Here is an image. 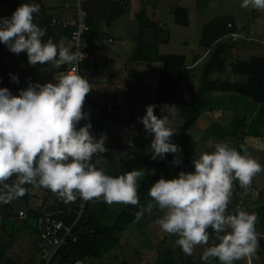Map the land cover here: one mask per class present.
Wrapping results in <instances>:
<instances>
[{
    "label": "trees",
    "instance_id": "1",
    "mask_svg": "<svg viewBox=\"0 0 264 264\" xmlns=\"http://www.w3.org/2000/svg\"><path fill=\"white\" fill-rule=\"evenodd\" d=\"M46 1L0 0V18L15 22L17 29L13 35L22 37L19 51L15 45L9 58L0 52V117L5 124L16 123L32 134L65 123L64 105L58 102L55 116L39 123L19 119L17 107L32 104L34 98L41 102L37 87L54 81L56 72H66L74 62L76 51L70 30L53 25ZM257 2L211 0L198 8L181 5L172 12L173 24L188 29L191 33L188 44H196L204 55L193 68L185 67L186 57L182 52L160 53L161 47L171 44L172 35L152 22L145 8L138 10L135 35L131 39H118L125 49H106L113 53L107 86L120 85L128 73H143V89L152 88L150 115L141 113L140 99L119 105L115 94L109 91L101 95L99 104L98 97L87 87L92 82V57L89 55L79 64V80L88 112L82 96L76 93L78 86L67 94L63 92L62 99L75 96L79 103L69 112L72 117L69 124L83 137L80 145L86 148L84 155L74 160L60 157L53 165L42 159L34 161L31 167L19 163L26 165L25 170L12 161L3 166L0 175H6L0 183L12 193L16 189L26 192L32 185L40 186L48 181H64L65 193L54 191L55 196L47 197L41 211L60 208L69 212L68 225L77 219L83 202L84 189L79 187L82 181L76 179L73 167L78 162L85 165L88 158L90 169L107 175L105 179L93 180V187L88 189L90 199L84 203L72 229L76 240L68 238L52 264L102 260L119 245L118 235L132 224L135 228L128 235L136 242L133 245L125 242L123 247L129 248L123 255L125 264L133 257L137 264H183L178 258L182 251L191 255L188 264H222L220 250L232 252L234 264L264 261V245H259L264 243L259 239L264 233V151L254 150L245 143L248 137L264 138V5L258 6ZM65 3L66 7L61 6V22L73 19L76 12L75 0ZM128 6L129 1L126 7L110 2L106 9L111 7L110 13L104 17L86 11L90 29L82 37L83 48L86 51L91 47L105 49L107 40L102 23L112 22ZM154 62H161L163 70L156 77H150L149 67ZM140 64L145 69H140ZM225 76L229 82L224 81ZM178 83H183L188 91L187 101H175ZM177 102L185 105L184 119L171 126L168 115ZM109 106L121 112L122 122L138 124L137 138L131 145L123 146L115 138L102 140L94 136L107 132L109 123L105 115ZM215 113L221 114L219 120L214 118ZM202 121L207 122L204 132ZM153 122H167L168 132L152 133ZM202 168L209 175L199 181L196 175ZM247 178L252 188L246 189L248 196L243 207L219 216V206L212 208L220 195L223 193L224 200L235 204L236 192ZM113 182L118 185L115 193L111 192ZM253 188L258 190L255 203L250 199ZM12 193L0 198L3 220L17 221L18 213L27 210V198L16 204ZM184 207L188 213L178 219ZM28 214L38 216L33 211ZM192 220L195 221L193 229L187 231ZM25 221V228L32 229L36 235L37 230L28 227ZM22 231L21 228L17 233ZM162 231L167 234L158 241L157 234ZM193 231L199 238L192 244L188 239ZM17 233L9 239L17 236L21 239ZM37 239L7 243L8 249L12 244L25 243V251L18 252V256L28 259L22 263L16 254L15 258L2 250L0 264H31ZM117 262L115 258L113 264Z\"/></svg>",
    "mask_w": 264,
    "mask_h": 264
},
{
    "label": "crops",
    "instance_id": "2",
    "mask_svg": "<svg viewBox=\"0 0 264 264\" xmlns=\"http://www.w3.org/2000/svg\"><path fill=\"white\" fill-rule=\"evenodd\" d=\"M66 0H47L46 2L49 3L47 6L49 13L48 15L52 19H60L61 18V9L63 7H66L67 4L65 3ZM129 6L125 13H123L121 16L116 18L110 23H102V31L105 34V39L107 40V43L104 42V48L105 49H99L97 47H91L90 51H87L88 54L92 57L94 67H93V76H92V82L88 84V90L91 92V94L95 97H98V100L101 99V95L105 94L107 91L111 92V94H115V100L119 103V105L126 104L128 100L132 99H140L141 102V113L143 115H150L152 111V88H145L144 87V77L145 75L143 73H128L125 75V79L121 80L120 85L116 86L115 88H108L107 82L109 80V73L110 68L112 65L113 60V53L106 50L107 48H114L115 50H124L125 46H123L121 43H118L119 37L126 39H131L137 29V23H136V14L138 10L143 7L145 8L147 15L149 19L157 23L159 28L167 33H170L173 37V41L171 42V46H173V49L176 53H184L186 60H185V67L186 68H193L196 66L203 58V54L198 51V46L195 45H189L191 41L190 37V31L186 28H184L181 25H175L172 22L171 14L174 12L179 6L181 5H187L188 8H198L208 3V1L211 0H128ZM108 3L110 2L105 0H91L86 1V9L85 11H94L97 16H108L111 10V7L107 9ZM134 3V4H132ZM258 6L264 5V2L258 0L257 2ZM106 13V14H105ZM105 14V15H104ZM17 29V25L15 22L8 20L6 18H0V52L2 56L9 58L12 55V51L15 45H17V49L19 51L21 46V39L22 37H14V33ZM111 39V41H109ZM167 47H161L160 53L161 54H168V53H175V52H169L165 51ZM140 69H145L143 64H140ZM138 67V66H137ZM163 70V64L161 62H154L149 67L150 77H156L161 71ZM54 81L49 82L47 85H42L37 87V92L39 94V99L42 101L38 103L36 98H34V101L32 104L39 105V110L34 111L35 117H26L25 119H30L31 121L35 123L43 122L46 120H49L55 116V109L59 106L57 104L58 102L64 105V108L66 110V122L62 124H54L49 127H45V130L48 128L53 127L52 129H56L54 126H61L66 129V131L71 135L75 133L73 130V127L71 124H69L72 117L69 115L71 111L75 110V108L78 106L79 103L74 101L75 96H68V98L65 99H55L51 100L48 95V86L60 85L58 89H61L62 86L66 87V94L70 91H73L75 86H80V80L76 81L72 77H70L66 72L64 73H55L53 75ZM228 77L225 76L224 81H227ZM230 80V79H229ZM229 82V81H227ZM231 82V81H230ZM138 91V94L136 95L135 92ZM78 93V91H77ZM175 101H187L189 98V93L187 90H185L183 83H178L175 89ZM76 99V97H75ZM98 102V101H97ZM24 105V104H22ZM31 105V104H28ZM48 106H50V109L48 110ZM61 106V105H60ZM37 107V108H38ZM110 107V106H109ZM43 111H46L45 114ZM184 111H185V105L182 103L177 102L174 104L173 108L171 109L169 115H168V121L171 124V126H174L175 124L180 123L184 119ZM43 113V114H42ZM42 115V116H41ZM220 113H215L213 116L215 119H220ZM105 117L108 120L109 127L107 129V132L101 133V134H94L95 137H98V139H118L121 145H131L134 140L137 138L138 133V124L134 122H122V115L119 110H114L110 107L108 112L106 113ZM0 121H2V118L0 117ZM4 123V122H3ZM173 123V124H172ZM206 121H202V131L206 129ZM168 123L167 122H153L151 125V131L152 133H165L168 132ZM203 131V132H204ZM32 134V133H31ZM54 134V133H52ZM50 135V134H49ZM118 135V136H117ZM45 136L44 135V139ZM15 138H10L8 142L5 145H2L0 143V171H2L3 166H7V164H12V161L16 159H20L18 155L24 156V153H29L28 155L31 157L34 156L35 159H37V155L40 153L39 150H36L33 148V144L26 142H21L20 140H14ZM245 143L248 147L262 151L264 149V138H253L248 137L245 139ZM24 144V145H23ZM70 142L63 141L62 144H59V146L68 147ZM22 145V146H21ZM80 141L75 142L73 139L71 141V147H69V150H71V153H68L67 156H60L64 159H75L76 156L80 155V151H76L80 149ZM32 146V148H31ZM75 151V152H74ZM74 153V155H73ZM45 154V152L42 153V155ZM71 154V155H70ZM40 156L39 159H44V157ZM58 157V158H60ZM57 158V159H58ZM56 159V160H57ZM31 163V162H29ZM4 164V165H3ZM29 166L31 167L32 164ZM205 169V168H202ZM75 173V172H74ZM77 174V173H75ZM1 177V176H0ZM6 177V175L2 176ZM2 177L0 179H2ZM1 181V180H0ZM82 181V180H81ZM83 181L79 184V187H82ZM67 188V185L64 181L61 180H53L45 182L42 185H32L28 191H21L20 189L14 190L12 193L11 190H7L2 184L0 183V198L1 197H7L11 193L15 197V203L19 204L20 201L24 198H27L28 206L27 210H22L26 213H29V211H33L34 213L39 214L43 208L44 201L49 197L50 195L55 194L54 191H58L59 193H65ZM84 195V192H83ZM55 196V195H53ZM35 201V203L32 202ZM79 205V204H78ZM1 217V215H0ZM26 222V221H25ZM27 225V224H26ZM2 223H0V230L2 231V236L0 237V257L2 250L8 251L11 256L15 257V255L11 252L13 248L18 247V252L25 251L26 248L25 243L19 242L17 245H11V249L9 248V245H7V237L5 229L2 228ZM23 229L22 232L17 233V230ZM25 225L22 220H15L14 225V234L13 237L17 234H20L22 236L23 233H25ZM37 235V234H36ZM37 238V236H36ZM9 239V238H8ZM38 243V239H37ZM7 245V246H6ZM25 246V247H24ZM38 248V244H37ZM37 251V249L35 248ZM36 251L33 253L32 257H36ZM35 257H33L35 259ZM16 258V257H15ZM179 260L183 264H188L191 260V255L187 251H182L178 254ZM33 259V260H34ZM35 264V262H34Z\"/></svg>",
    "mask_w": 264,
    "mask_h": 264
},
{
    "label": "rangeland",
    "instance_id": "3",
    "mask_svg": "<svg viewBox=\"0 0 264 264\" xmlns=\"http://www.w3.org/2000/svg\"><path fill=\"white\" fill-rule=\"evenodd\" d=\"M86 1H91V0H83L82 1V8L86 9ZM76 4V3H75ZM74 4V5H75ZM134 4V3H132ZM167 48L165 49V51H169V52H175L173 49V46L169 45L166 46ZM58 87H60V85H58ZM58 87L56 85H51L48 86V95L49 98L51 100H55V99H61L63 96V92H66V87L67 86H62L61 89H58ZM80 87V86H79ZM78 90V89H77ZM80 88L78 90L79 94ZM74 101H75V105H76V101L77 99H75L74 97ZM38 103H40V101H38ZM78 103V101H77ZM19 105V104H18ZM17 105V106H18ZM39 105L36 104H31V105H19L17 107V115L19 119H24L26 117H35V113H33L34 111H38L39 110ZM38 107V108H37ZM50 109V106H48V110ZM46 111H43V113L45 114ZM42 113V114H43ZM42 116V115H41ZM56 129H52L48 128L42 132H38L36 134H31L29 133L25 128L23 127H19L17 126L16 123H12V124H5L3 122L0 121V143H2V145H5L8 140L10 138H15L14 140L17 141H21L23 142H27L26 143H30L31 145L33 144V148H35L36 150H39V154L37 155V159L34 158V156L31 155V157L28 155L29 153H24V156L18 155V157H20V159H16L14 160L13 163L16 164V166H18L21 170H25L26 165L25 164H19V163H26L27 165H31L34 161L38 160L40 158V156L42 155L43 152H45V154L42 155V157H44V159L47 161L48 164L53 165V163H55L56 159L60 156H67L69 155L68 153H71V150H69V147H71V141L74 139L75 142H79L82 141L83 137L80 136L78 134V132H75L73 134H69L65 128L61 127V126H54ZM54 133V134H52ZM50 134V135H49ZM101 134V133H99ZM44 135L46 139H44ZM68 141L70 142L69 146L66 147H61L59 146V144H62L63 141ZM206 143V142H205ZM24 145V144H23ZM22 146V145H21ZM80 149L76 150V151H80V154L84 155V148L82 145H79ZM125 146V145H123ZM129 146V145H127ZM32 148V146H31ZM32 148V149H33ZM264 151V149L262 150ZM75 152V151H74ZM71 155V154H70ZM74 155V153H73ZM85 157V156H83ZM17 161V163H16ZM22 161V162H21ZM31 162V163H29ZM231 162V161H230ZM1 164V163H0ZM85 169H86V164L82 166V163L78 162L76 166L73 167V170L75 173H77L76 179L79 180H84V173H85ZM3 171H0V175ZM209 175L208 170L207 169H200V171L197 173L196 178L199 181H202L203 179H205L207 176ZM231 172H230V176H231ZM83 184V183H82ZM83 186V185H82ZM93 187V185H92ZM117 182H113L112 186H111V192L115 193L117 191ZM257 195H258V190L253 188L251 193H250V199L252 203H255L257 201ZM84 198V196H83ZM221 199V195L219 197V200L215 203V205L213 206V208L219 203ZM33 203H35V201L32 200ZM212 208V209H213ZM236 210L235 208V204L231 203L229 200L227 199H223V201L220 203L219 207H218V211L217 214H219V216H222L230 211H234ZM188 213V209L186 207H184L178 214V219H181L182 217H184L186 214ZM178 221V220H177ZM193 221V220H192ZM191 223V221L189 222V224ZM195 223V222H194ZM193 225L188 228L187 226V231L193 229ZM135 224H132L130 226H128L124 232L120 233L118 235L119 238V245L108 251L102 260H91V259H86L85 261L81 262L80 264H92V263H96V264H113L115 261V258L118 259V264H125L126 259L123 257L124 253L127 252L129 250V248H124L123 246L125 245V242L128 241V245H133L136 241H133L131 236L128 235V233L134 229ZM167 231H162L161 234H157V239L158 241H160V239H164V237L166 236ZM159 235V236H158ZM2 236V231L0 230V237ZM152 236V233H151ZM28 238H36L35 233L33 232L32 229H25V233L22 234L21 239H28ZM199 238V234L196 231H193L190 233L188 242L196 243L197 239ZM7 239V242L11 243V242H18L21 239H19V237H15L12 240ZM156 243H159V242ZM179 241H177L178 243ZM13 245V244H12ZM15 245V244H14ZM17 245V244H16ZM37 249V248H36ZM36 251V250H35ZM34 251V252H35ZM11 252L15 255H17V257L21 260L22 263H24L27 259H24V257L18 256V251L16 248H13L11 250ZM37 253V251H36ZM154 254V253H152ZM35 257V256H33ZM31 257V264H34L35 260H33L34 258ZM219 257L222 261V264H234V255L232 252L229 251H222L220 250L219 252ZM112 259V260H111ZM132 259V258H131ZM154 259V256L152 255V260ZM34 261V262H33ZM28 262V261H27ZM137 260L135 262V257H133V259L128 263V264H137Z\"/></svg>",
    "mask_w": 264,
    "mask_h": 264
},
{
    "label": "built area",
    "instance_id": "4",
    "mask_svg": "<svg viewBox=\"0 0 264 264\" xmlns=\"http://www.w3.org/2000/svg\"><path fill=\"white\" fill-rule=\"evenodd\" d=\"M83 0H75L76 12L74 18L66 21L61 22L59 19H53V25H62L70 30V40L75 45V57L73 64L69 65L67 68L66 73L79 81V64L84 61L85 59L89 58L88 52L83 48L82 44V37L89 31L90 27L87 22L88 14L82 8ZM108 2H112L114 4H118L121 7H126L128 4V0H105ZM111 41V39H109ZM79 94L82 96L83 105L85 106L86 111L88 112L84 94L82 88H80ZM98 103H102V99L98 100ZM79 105V104H78ZM110 109V107H109ZM108 109V110H109ZM86 162V169L84 173V180H83V192L84 198L83 202L79 205L81 211L78 214L77 219L73 222L72 225H68L66 221V217L69 212H65L60 208H56L54 210H48L46 212L41 211L38 216L37 224V238H38V248L35 257V264H52L53 257L57 253V251L65 245L66 241L69 239L76 240V237L73 236L72 229L75 227L82 210L84 208V203L90 199L88 196V189L93 185L94 179H105L107 175L101 172H97L93 169L89 168V161L88 158ZM247 188H252V183L249 178L243 181L242 186L236 192V203L235 208L243 207L244 200L248 196ZM33 217L29 216L28 213L24 211H20L18 213V219L25 221L27 218ZM3 218L0 217V223H2ZM259 239L264 241V233L259 235ZM251 264H256L251 262ZM260 264H264V261H261Z\"/></svg>",
    "mask_w": 264,
    "mask_h": 264
},
{
    "label": "water",
    "instance_id": "5",
    "mask_svg": "<svg viewBox=\"0 0 264 264\" xmlns=\"http://www.w3.org/2000/svg\"><path fill=\"white\" fill-rule=\"evenodd\" d=\"M223 198L224 197H223V193H222L219 203L213 208V210L216 209L220 205V203L223 201ZM194 222H195L194 220L191 221L188 228H190ZM26 224L30 228L37 229L38 219L36 217H29L26 220ZM2 225L5 227L6 237L12 238L13 234H14L15 219H13V218L4 219L2 221ZM259 245H264V243H259Z\"/></svg>",
    "mask_w": 264,
    "mask_h": 264
}]
</instances>
